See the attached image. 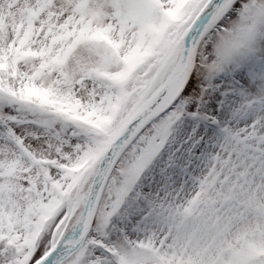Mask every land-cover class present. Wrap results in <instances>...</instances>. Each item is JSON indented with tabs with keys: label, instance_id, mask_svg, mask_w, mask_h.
<instances>
[{
	"label": "snow or ice",
	"instance_id": "obj_1",
	"mask_svg": "<svg viewBox=\"0 0 264 264\" xmlns=\"http://www.w3.org/2000/svg\"><path fill=\"white\" fill-rule=\"evenodd\" d=\"M0 264H264V0H0Z\"/></svg>",
	"mask_w": 264,
	"mask_h": 264
}]
</instances>
